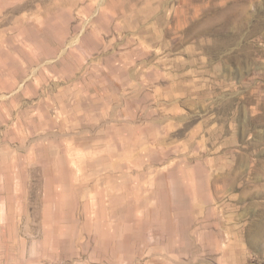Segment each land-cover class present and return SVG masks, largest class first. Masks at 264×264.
I'll use <instances>...</instances> for the list:
<instances>
[{
    "label": "rangeland",
    "instance_id": "rangeland-1",
    "mask_svg": "<svg viewBox=\"0 0 264 264\" xmlns=\"http://www.w3.org/2000/svg\"><path fill=\"white\" fill-rule=\"evenodd\" d=\"M0 264H264V0H0Z\"/></svg>",
    "mask_w": 264,
    "mask_h": 264
},
{
    "label": "crops",
    "instance_id": "crops-1",
    "mask_svg": "<svg viewBox=\"0 0 264 264\" xmlns=\"http://www.w3.org/2000/svg\"><path fill=\"white\" fill-rule=\"evenodd\" d=\"M178 242V241H177ZM175 243V242H174Z\"/></svg>",
    "mask_w": 264,
    "mask_h": 264
}]
</instances>
